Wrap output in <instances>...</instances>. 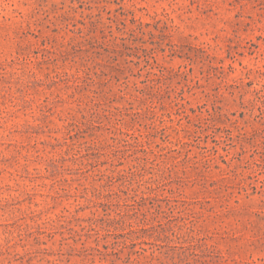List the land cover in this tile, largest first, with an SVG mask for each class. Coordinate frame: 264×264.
<instances>
[{
  "label": "rangeland",
  "instance_id": "374dc122",
  "mask_svg": "<svg viewBox=\"0 0 264 264\" xmlns=\"http://www.w3.org/2000/svg\"><path fill=\"white\" fill-rule=\"evenodd\" d=\"M0 264H264V0H0Z\"/></svg>",
  "mask_w": 264,
  "mask_h": 264
}]
</instances>
